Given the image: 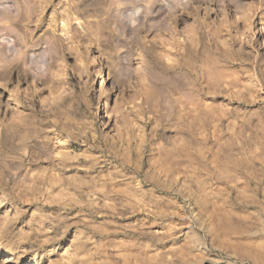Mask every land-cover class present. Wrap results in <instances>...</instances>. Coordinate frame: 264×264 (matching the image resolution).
<instances>
[{"label":"rangeland","instance_id":"374dc122","mask_svg":"<svg viewBox=\"0 0 264 264\" xmlns=\"http://www.w3.org/2000/svg\"><path fill=\"white\" fill-rule=\"evenodd\" d=\"M90 1L0 0V264H264V0Z\"/></svg>","mask_w":264,"mask_h":264},{"label":"bare ground","instance_id":"6f19581e","mask_svg":"<svg viewBox=\"0 0 264 264\" xmlns=\"http://www.w3.org/2000/svg\"><path fill=\"white\" fill-rule=\"evenodd\" d=\"M32 1H34L35 2V0H30V2H32ZM182 1V0H181ZM180 2V1H179ZM30 4V3H29ZM28 4V5H29ZM92 3H91V1L90 0H78V2L75 4V9H76V11L77 12H80V11H83V10H89V8H91L92 7ZM7 8V10H9L8 8V6L6 7ZM18 17V23H23V22H27L28 24L30 23H34L33 21L35 20L36 21V25L34 26V28H35V30H39V29H41V27H42V23H43V21H42V19H41V12H39L38 13V10H37V8L35 7V6H32V5H29V7H27V9H26V11H24V14H22V15H18L17 16ZM66 23L63 25V29L64 28H66L67 27V24L69 23V19H70V17H69V15H67L66 16ZM132 21H134V20H132L131 19V23H132ZM32 33L33 32H30V31H28V33L26 34L27 35V38H32L33 37V35H32ZM24 38H26V37H24ZM1 39L3 40V46H5V47H7V48H10V50H13L14 52L15 51H17V48H18V42L16 41V40H14V41H12V40H10V38H8L7 36H2L1 37ZM21 39V38H20ZM23 39V38H22ZM21 39V40H22ZM25 40V39H24ZM54 40L56 41V42H58V38L57 37H54ZM23 41V40H22ZM27 41V40H26ZM26 42H24V44H25ZM51 43V42H50ZM7 44H10L11 45V47H9ZM27 45V44H26ZM24 46V45H23ZM28 47V46H27ZM24 49H26V46H25V48H23V50ZM27 50V49H26ZM25 51V50H24ZM46 51V50H45ZM34 63V62H33ZM41 63V62H40ZM39 63V64H40ZM42 63H46V59L42 62ZM41 63V64H42ZM38 69L40 70V72L41 73H43L44 71H45V69L42 67V66H39L38 67ZM38 71V70H37ZM8 77V73H4V72H0V79H2V78H7ZM230 85H231V83H230ZM24 108H27V106L26 105H24ZM33 114H35L36 116H38V117H44V115H45V112L43 111V110H39V111H37V112H34Z\"/></svg>","mask_w":264,"mask_h":264}]
</instances>
